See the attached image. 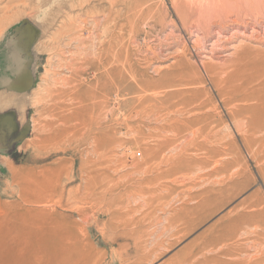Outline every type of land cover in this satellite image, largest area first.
Returning a JSON list of instances; mask_svg holds the SVG:
<instances>
[{
  "label": "rangeland",
  "instance_id": "rangeland-1",
  "mask_svg": "<svg viewBox=\"0 0 264 264\" xmlns=\"http://www.w3.org/2000/svg\"><path fill=\"white\" fill-rule=\"evenodd\" d=\"M261 85L264 0H0V264H264Z\"/></svg>",
  "mask_w": 264,
  "mask_h": 264
},
{
  "label": "bare ground",
  "instance_id": "bare-ground-1",
  "mask_svg": "<svg viewBox=\"0 0 264 264\" xmlns=\"http://www.w3.org/2000/svg\"><path fill=\"white\" fill-rule=\"evenodd\" d=\"M229 87H231V86H229ZM235 87V86H234ZM233 86H232V89L234 88ZM236 88L237 87H235V89H233V90H231V88L229 89L230 90V92L229 93H227V94H229L228 96H229V103H233V102H235V101H237L238 102V99L239 98H241V97H243V95H242V89H241V93H239V91L238 90H236ZM239 88V87H238ZM237 88V89H238ZM261 89V90H260ZM238 91V93H236V91ZM227 91V90H226ZM234 91H235V93H234ZM245 91V90H244ZM259 92L257 93L258 95H256L257 96V98H256V96H255V98H256V100L254 99V102L256 103V104H254V105H256V106H254L253 105V107H250V108H248L247 109V111L245 110V109H243L244 108V106H243V108H242V105H240V106H236V111H234L233 113H232V116H233V118H234V120H236V123H237V120L239 121V123H238V125H237V127H239V128H245L244 126H245V123L244 122H246V120H247V127H249L253 132H255V133H259V134H262V133H264V85L262 86L261 85V87L259 88V90H258ZM235 94H241L242 96L241 97H239L237 100H235V98H237L236 96H235ZM256 94V93H255ZM251 95H253L254 96V93L253 94H251ZM239 96V95H238ZM247 97V96H246ZM246 97H244V99H243V102L246 100L247 101V99H249V98H246ZM248 97H249V95H248ZM246 98V99H245ZM251 97H250V99L253 101V99H252ZM251 100H248V101H251ZM245 101V102H246ZM236 103V102H235ZM240 102H238V104H239ZM236 105V104H235ZM247 107H249V106H247ZM245 108H246V105H245ZM246 112H248V114H250V115H248L249 117L247 118V116H243V114L244 113H246ZM171 128V127H170ZM177 128V127H176ZM176 128H175V130H176ZM167 131V130H166ZM171 131V130H170ZM178 133H179V131H178ZM176 134H177V132H176ZM195 134V133H194ZM178 135V134H177ZM195 136V135H194ZM262 136H263V134H262ZM262 136H260V142L261 143H263L264 142V138L262 137ZM259 141V140H258ZM234 227H235V230L234 231H231V234H232V232H233V237H234V233H236L237 231H236V226L235 225H233ZM234 227H231V228H234ZM232 230V229H231ZM236 231V232H235ZM230 234V235H231ZM236 235H237V233H236ZM235 235V236H236ZM228 237H229V235H228ZM227 237V238H228ZM231 237H232V235H231ZM231 237H229L230 239H231ZM232 237V238H233ZM229 238H228V240H229ZM220 239V238H219ZM223 240H224V238H223ZM227 240V239H226ZM241 252V251H240ZM230 253H220V255H224V256H227V255H229ZM238 255H239V253H238ZM236 256V255H235ZM232 258V257H231ZM236 258H237V256H236ZM242 258V257H241ZM245 258V257H244ZM239 259V258H238ZM211 261H212V259H211ZM224 261V260H223ZM223 261L221 260V258H215L214 259V263L215 264H223ZM226 261V260H225ZM232 261V260H231ZM257 261V260H256ZM256 261H253V259H252V261H250L249 259H241V260H237V262H234L233 261V263H229V264H258V263H256ZM258 262V261H257ZM209 264H211L210 262H208ZM205 264H207V263H205ZM226 264V263H225Z\"/></svg>",
  "mask_w": 264,
  "mask_h": 264
}]
</instances>
